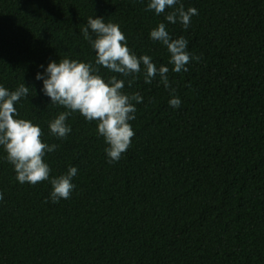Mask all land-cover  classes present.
Instances as JSON below:
<instances>
[{"label": "trees", "instance_id": "16d2710c", "mask_svg": "<svg viewBox=\"0 0 264 264\" xmlns=\"http://www.w3.org/2000/svg\"><path fill=\"white\" fill-rule=\"evenodd\" d=\"M147 2L0 0V84L32 87L16 107L57 145L51 174L78 169L71 197L54 203L51 184L19 183L0 149V264H264V0H181L198 10L187 29ZM95 16L119 24L137 55L167 65L182 101L169 106L159 77L146 84L138 74L131 87L124 78L144 102L113 163L95 121L78 112L66 139L49 133L65 109L35 80L51 60L95 61L81 32ZM160 22L199 57L187 72L171 71L167 48L149 38Z\"/></svg>", "mask_w": 264, "mask_h": 264}, {"label": "clouds", "instance_id": "9594fccd", "mask_svg": "<svg viewBox=\"0 0 264 264\" xmlns=\"http://www.w3.org/2000/svg\"><path fill=\"white\" fill-rule=\"evenodd\" d=\"M146 10L157 16L164 14L165 21L179 22L184 29L190 26L191 18L198 15L195 7L185 9L181 0H148ZM81 32L95 52L94 62L69 58H61L59 62L51 60L46 66L39 65L35 74V80L42 82L41 93L50 98L49 105L65 109L49 121L48 130L57 139H66L73 131L68 118L78 112L86 121H95L97 133L107 145L104 152L108 162H118L136 135L131 124L136 119V105L144 102L139 92L128 94L124 91V78L131 77L127 80L131 87L138 74H143L146 84L159 77L169 90V106L178 109L182 101L169 81V67L165 64L158 67L148 54L137 55L132 51L119 24L106 23L104 17H88ZM149 38L167 48L168 64L172 65L173 72H187L190 61L199 59L189 52V42L184 36L172 38L165 22L151 29ZM101 67L123 78L102 75ZM31 88L23 83L10 90L0 84V149L6 154L4 159L13 166L19 183L36 185L48 181L52 187L49 197L55 203L71 197L78 169L69 166L64 174H51L52 168L46 158L57 145L49 144L40 125L21 118L16 107L21 99L29 96ZM3 199L4 194L0 193V201Z\"/></svg>", "mask_w": 264, "mask_h": 264}]
</instances>
